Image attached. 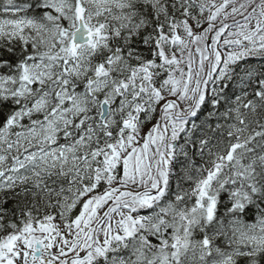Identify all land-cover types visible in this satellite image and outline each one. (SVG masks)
I'll use <instances>...</instances> for the list:
<instances>
[{"label": "snow or ice", "instance_id": "snow-or-ice-1", "mask_svg": "<svg viewBox=\"0 0 264 264\" xmlns=\"http://www.w3.org/2000/svg\"><path fill=\"white\" fill-rule=\"evenodd\" d=\"M0 264H264V0H0Z\"/></svg>", "mask_w": 264, "mask_h": 264}]
</instances>
